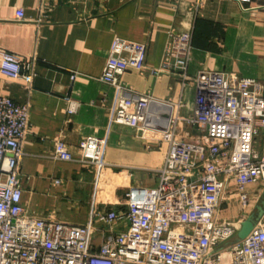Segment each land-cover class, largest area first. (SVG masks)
Returning a JSON list of instances; mask_svg holds the SVG:
<instances>
[{
  "label": "crops",
  "instance_id": "obj_1",
  "mask_svg": "<svg viewBox=\"0 0 264 264\" xmlns=\"http://www.w3.org/2000/svg\"><path fill=\"white\" fill-rule=\"evenodd\" d=\"M18 10L24 12L23 20L16 18ZM190 28L187 84L176 72L152 74L162 66L170 33ZM116 38L146 45L144 70L130 69L120 82L134 93L149 94L151 125L168 128L172 118L184 120L193 114L191 80L201 72L235 74L264 83V0L242 4L235 0H0V50L24 61L37 59V77L31 85L0 75V97L30 104L20 164L22 205L39 219L91 225L96 245L106 235L103 227L114 232L126 224L107 227L93 215L109 208L122 211L130 188L155 187V170L163 166L168 150V143L159 138L164 131L145 126L137 131L111 121L119 94L100 77ZM72 74L77 76L74 81ZM66 99L78 104L73 116L66 113ZM185 129L197 131L180 121L175 135L185 139ZM86 137L104 141L101 182L92 165L53 158L56 142H64L77 158L79 143ZM248 190L251 203L243 211L235 185H230L225 198L234 207L223 220L245 221L255 211L264 187L251 185ZM227 202L222 201L219 218ZM259 223H264V215Z\"/></svg>",
  "mask_w": 264,
  "mask_h": 264
},
{
  "label": "built area",
  "instance_id": "obj_2",
  "mask_svg": "<svg viewBox=\"0 0 264 264\" xmlns=\"http://www.w3.org/2000/svg\"><path fill=\"white\" fill-rule=\"evenodd\" d=\"M242 4L246 0H235ZM200 1L195 8L199 9ZM18 10L16 18L24 19ZM41 21V20H40ZM193 29L172 31L161 72L180 74L189 80ZM145 44L116 38L100 81L119 94L112 123L142 131L151 125L153 98L137 94L120 82L130 70L145 68ZM37 59L24 61L0 50V75L32 84ZM72 74L71 81L76 79ZM195 88L193 114L172 118L161 141L168 143L162 167L155 170L153 188H130L122 211L109 208L95 213L107 227L125 222L119 234L104 235L94 242L91 225L69 224L29 215L22 205L20 164L28 134L30 104L0 97V264H264V223L242 241L220 249L241 229L243 220L220 221L222 201L235 185L243 211L251 203L249 186L264 187V155L258 151L264 134V83L235 74L201 72L191 80ZM66 113L76 114L78 104L66 99ZM180 121L202 134L196 143L175 135ZM104 141L86 137L76 158L64 142H56L53 158L80 162L95 168L97 181L104 180ZM56 181V184H60ZM227 204H229L227 202Z\"/></svg>",
  "mask_w": 264,
  "mask_h": 264
},
{
  "label": "water",
  "instance_id": "obj_3",
  "mask_svg": "<svg viewBox=\"0 0 264 264\" xmlns=\"http://www.w3.org/2000/svg\"><path fill=\"white\" fill-rule=\"evenodd\" d=\"M146 128H154L160 131H166L167 128H155L152 125H145ZM264 215V194L262 196V199L260 203L256 206L255 211L241 224V229L237 233L235 239L231 242L225 243L220 249H223L225 247L234 245L243 239H245L250 232L259 224L262 216Z\"/></svg>",
  "mask_w": 264,
  "mask_h": 264
},
{
  "label": "rangeland",
  "instance_id": "obj_4",
  "mask_svg": "<svg viewBox=\"0 0 264 264\" xmlns=\"http://www.w3.org/2000/svg\"><path fill=\"white\" fill-rule=\"evenodd\" d=\"M184 135L186 136L184 140L189 141V142H193V143H196V142H198V141H200V140L202 139V134H200V133L197 132V131H194L193 133H189V132H187V130L185 129V130H184ZM159 138H163V136L160 135ZM261 139H262V141H263V145H264V134H262ZM262 141H261V143H262ZM261 145H262V144H261ZM258 150H259L260 153H263V147H262V146H259V147H258ZM160 163H161V162H160ZM160 163L158 162V163H156V164L159 165ZM156 168H158V167H155V166H154L152 169H156ZM154 174H155V173H154ZM104 178H105V177H104ZM123 182H124V180L122 179V180H121V183H123ZM254 186H258V185H254ZM233 207H234V206H233L232 204H226V205L224 206V208H223L222 211H221L220 221H222V220L224 219L225 216H228V215H229V212H230V210H231ZM123 223H125V222H123ZM103 229H104L106 235L111 234V233L119 234V233H121V232L123 231V227H122V226H121L120 228H118V230H117V229H116V231L114 230V232H111L110 229H109V228H106V227H103ZM100 233H101V232H100ZM235 237H236V235H235L233 238H231L228 242L233 241V240L235 239ZM228 242H227V243H228Z\"/></svg>",
  "mask_w": 264,
  "mask_h": 264
}]
</instances>
